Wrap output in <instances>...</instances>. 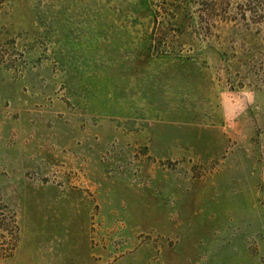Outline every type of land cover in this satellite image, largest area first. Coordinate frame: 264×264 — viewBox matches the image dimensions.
Here are the masks:
<instances>
[{
    "label": "rangeland",
    "instance_id": "1",
    "mask_svg": "<svg viewBox=\"0 0 264 264\" xmlns=\"http://www.w3.org/2000/svg\"><path fill=\"white\" fill-rule=\"evenodd\" d=\"M0 264H264V0H0Z\"/></svg>",
    "mask_w": 264,
    "mask_h": 264
}]
</instances>
